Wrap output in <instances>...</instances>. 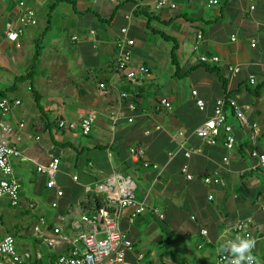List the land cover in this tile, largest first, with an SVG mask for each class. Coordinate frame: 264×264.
I'll return each mask as SVG.
<instances>
[{"label": "crops", "instance_id": "obj_1", "mask_svg": "<svg viewBox=\"0 0 264 264\" xmlns=\"http://www.w3.org/2000/svg\"><path fill=\"white\" fill-rule=\"evenodd\" d=\"M19 1L0 0V62L6 63L9 56L16 64H24L28 71L35 51L27 47L38 40L42 49L48 43L54 44L57 53L40 59L36 69L34 89L45 114L39 109L30 83L32 109L25 106L21 97L7 94L22 101L7 119L15 126L20 121L25 122L19 143L22 155L12 159L15 174L16 167L26 172L29 167L36 169L38 164L48 163L52 156L61 158L57 177L64 190L61 198L56 197L54 189L47 188L45 176L34 181L39 192L43 188L51 192L52 206L58 201L57 221L39 228L38 234L54 237L53 228L59 226L61 233L71 238L75 234L73 222L80 220L93 205V196L86 193L85 185L94 186L117 171L135 180L136 197L146 204L145 212L133 222L129 220L132 208L122 210V228L134 242V249L126 255L127 264H138L140 253L146 256L145 264L159 263L152 254L153 245L157 244L156 250L162 249L161 244L174 235L195 236L198 249L210 247L216 251L224 242L223 237L247 218L256 223L255 235L260 240L254 255L259 264H264V211L261 209L264 205V174L253 168L255 162L250 156L254 149L264 152V130L256 132L251 127L255 121L264 123V88L259 94L253 92L264 83V0H255L254 10L246 0H219L217 4H211L210 0H168L175 2L176 8H157L158 0H24L36 10L38 24L26 25L21 38L13 41L7 36L6 28L9 24H18ZM124 26L129 27V35L136 41L133 67L147 65L150 70L147 76L134 81L127 79L125 72L117 70L115 63L116 44ZM160 32L175 38L178 44L176 54L180 72L177 74L175 70V77L188 79L191 90L188 100H183L186 86L177 82L171 84L167 94L162 91L145 93L147 81L157 78L151 69L156 57L149 43L168 41ZM199 33L204 38L200 53H197L193 46ZM254 40L256 47H252ZM68 42L74 44L79 55L76 69L60 53ZM164 46L167 48V44ZM199 54L218 55L220 62L201 63ZM231 66H240L241 71L235 74L229 70ZM250 75L256 77L255 84L250 83ZM103 82L106 88L100 87ZM192 90H197L199 97L206 101L205 110L198 107ZM121 91L137 96L139 113L134 122L120 120L114 124L109 108L117 105ZM163 97L170 100L172 110L158 108L157 103ZM231 97L246 110L249 124H241L229 112L236 145L227 149L223 142L215 146L203 144L192 132L212 116L218 99ZM77 106L94 109L97 113L89 135L57 126L61 117L78 118ZM127 113L131 114L130 111ZM50 115L55 116L54 119ZM156 124L162 129L154 130ZM148 129L152 130L150 134L145 133ZM180 132L185 134L180 135ZM180 144L199 146L201 152L188 159ZM140 145L147 150L145 158L130 152L131 147ZM225 156H228V162L224 161ZM144 160L159 164V168L145 167ZM185 163L194 173V180H187L181 173ZM213 172L219 174L220 182L205 184L201 178ZM16 176L22 186L21 202L26 199L33 206L34 203L23 194L22 179ZM74 176L78 179L74 180ZM140 185L145 189L138 195ZM3 201L10 206L5 199L0 200V205ZM88 214L95 215L94 211ZM63 221L64 227L59 224ZM201 228L208 229L207 238L200 235ZM204 239L206 245L199 248ZM71 246L64 241L50 247L53 250L47 254L39 248L33 255L26 252L31 254L28 264H50ZM188 252L192 263L197 264L198 257L192 254L190 247ZM215 256L214 264H227L218 262L217 251ZM207 257L209 255L200 257L201 263L206 264Z\"/></svg>", "mask_w": 264, "mask_h": 264}, {"label": "built area", "instance_id": "obj_2", "mask_svg": "<svg viewBox=\"0 0 264 264\" xmlns=\"http://www.w3.org/2000/svg\"><path fill=\"white\" fill-rule=\"evenodd\" d=\"M246 1L249 2L251 10L256 8L255 0ZM210 3L217 4L219 0H210ZM167 6L176 8L177 4L168 0H158L156 2L157 8ZM19 8L18 24H9L6 28L7 36L13 41H18L21 38L26 25L36 26L38 24L36 10L28 6L26 1L20 0ZM77 38L74 37V39ZM203 38L202 33L197 35L193 46L194 52L200 53V44ZM233 39H235V36H233ZM135 46L136 41L130 37L129 27H122L116 44L115 63L117 70L125 72V77L131 81L145 77L150 72L147 65L133 67ZM256 46L257 43L254 40L252 47ZM199 61L201 63H219L220 57L218 55L199 54ZM229 70L236 74L241 71V67L231 66ZM249 81L251 84H255L256 77L250 75ZM106 86L104 82L100 84L101 88H106ZM192 94L196 98L198 107L201 110H205L207 103L199 97L198 91L192 90ZM21 103L20 99H14L7 95L0 98V112L2 115L0 120V200H7L10 206L14 208L21 205L22 186L15 174L12 159L22 155L19 143L22 141L21 132L25 127V122L20 121L15 126L7 119V116ZM157 104L158 108L173 109L172 103L165 97L161 98ZM228 104L230 110H228ZM109 110L110 119L114 124L120 120H126L131 123L138 116L139 101L136 95L121 91L119 92V102L117 105L110 106ZM127 111H130L131 114H128ZM75 112L78 118L66 119L61 117L57 120V126L60 129L79 131L83 135H89L93 131L97 119L96 111L84 106H77ZM229 112L236 116L241 124H249L248 114L236 98H220L216 102L212 116L196 127L192 134L198 137L203 144L215 146L223 142L227 149H232L236 145L237 140L234 126L228 120ZM251 127L254 131L260 132L264 130V123L255 121L251 124ZM160 129H162L160 124L154 126V130ZM151 132V129L145 131L146 134ZM184 134V132H180V135ZM37 138L39 139L40 136ZM180 149L188 159L192 158L194 154L201 152V147L195 145L185 147V144H180ZM130 152L138 158H145L147 155V150L142 145L131 147ZM250 156L255 162L253 168L261 170L264 174V152L254 149L250 152ZM224 161L228 162V156L224 157ZM143 165L148 168H159V164L146 160L143 161ZM36 170L39 174L46 177L47 188L54 189L56 197L58 199L61 198L64 195V190L57 182V177L61 170V158L52 156L48 163L38 164ZM181 173L187 180L195 179L188 163L182 165ZM77 179L78 176H74V180ZM201 179L207 185H214L220 182V176L217 172L206 174ZM84 189L87 194L93 196V200H98L101 207L92 210L95 214L94 217L86 213L81 216L80 220L73 222L75 234L71 238L65 237L61 233V227L55 226L53 228L54 237L46 239L49 247H55L64 241L72 246L71 249L61 252L50 264H127L126 255L128 251L134 249V242L128 232L122 228V210L127 207L132 208V213L129 217L130 222H133L146 210L145 202L138 200L136 197L135 180L121 172L114 171L103 180L96 182L94 186L86 184ZM209 198L212 199L213 196L210 195ZM53 206H58V201H54ZM91 207L94 208V204ZM261 209L264 211V205ZM160 217L163 218L164 215L160 214ZM255 231V221L247 218L239 221L223 239L225 241L226 239L234 238L236 235H241L252 237L257 243L260 237L255 235ZM103 235L105 237L101 238ZM200 235L203 238H207L209 236L208 229L201 228ZM206 243L207 240L204 239L200 243L199 248H203ZM30 256V253H26V259L22 258L17 250L14 235L9 233L0 234V264H28ZM145 259L144 253L137 255L138 264H145ZM218 262L227 263L219 255ZM151 264L161 263L152 262Z\"/></svg>", "mask_w": 264, "mask_h": 264}, {"label": "rangeland", "instance_id": "obj_3", "mask_svg": "<svg viewBox=\"0 0 264 264\" xmlns=\"http://www.w3.org/2000/svg\"><path fill=\"white\" fill-rule=\"evenodd\" d=\"M163 42V44L156 42L149 43L156 57V62L151 65V69L152 72L156 74L157 78L156 80L147 81L145 93L147 95L151 92L155 93L157 91H162V93L167 94L166 91L171 84L177 82L186 86L183 100H188L191 94L190 84L187 83L188 79L175 77L176 67L171 57L173 42ZM164 44H167V48ZM35 47L36 43H32L27 49L33 52L35 51ZM60 53L69 60L71 67L76 69V61L79 59V55L74 44L68 42L67 47L62 49ZM52 54H57L56 47L54 44L48 43L47 46L41 50V59L49 57ZM27 69L28 68L24 64L18 65L14 59L8 56L6 63L3 64L0 62V89L6 90L12 87L16 76L27 73ZM28 84V82L18 84V89L10 92V95L21 97L24 100L25 106H29V108L32 109L34 106L33 93L29 91ZM50 117L54 119L55 116L50 115ZM15 169L16 174L22 179L24 196L34 204L30 206L28 201L23 199L21 205L14 208L3 201V204L0 205V234L9 233L15 236L17 250L23 259H25L26 252H30L33 255L37 248L40 250L43 249L44 254H47L53 249L47 245L46 236L38 234L40 233L39 228L55 224L57 221L56 214L58 213V208L52 206V194L50 191L44 188L40 192L37 190L34 181H38L42 175L39 174L36 169L29 167V170L26 172L19 170L18 167ZM143 189L145 188L140 185L137 194L141 195ZM41 218H43L44 222L41 221ZM158 223L161 226L163 225L161 222ZM59 224L64 227L65 221L59 222ZM162 236L167 237L166 235ZM104 237L105 235L101 236V238ZM161 245L162 249L156 250L157 244H154L152 252L155 259L161 264H193L188 252L189 247L192 250V254L198 257L197 264H205L201 263L200 257H206V255H209L206 264H214V261H216V251L210 247L203 250L198 249L197 238L195 236L185 234L179 237L178 235H174L169 237L166 242H163ZM188 259L190 261H188Z\"/></svg>", "mask_w": 264, "mask_h": 264}, {"label": "trees", "instance_id": "obj_4", "mask_svg": "<svg viewBox=\"0 0 264 264\" xmlns=\"http://www.w3.org/2000/svg\"><path fill=\"white\" fill-rule=\"evenodd\" d=\"M48 30H49V26L46 29V31H48ZM160 35H162V37L164 39L173 42V48H172V51H171V57H172L173 64L176 67L177 74H178L180 72V64H179V60H178V58L176 56V50L178 48V44H177L175 38H173V37H171V36H169V35H167V34H165L163 32H160ZM41 50H42L41 41L38 40L37 43H36V47H35V53H34V56H33V61H32V64H31L29 70L25 74L16 76L15 81H14V84H13L12 87H10V88H8L6 90H0V98L3 97V96H6L10 92L15 91L16 88H17V85L19 83L28 82V83H30V85L32 87L34 96L36 97V102H37V104L39 106V109L41 110V113L42 114H45V112L43 111V109L40 107L39 95L37 94V92L34 89L36 69L38 68V66L40 64V59H41ZM201 65H204V64H201ZM207 68H208V66H207ZM192 69L193 68H191L189 70V72H191ZM263 88H264V83L261 84L260 86H257L256 89L253 92L259 94V92ZM89 203L91 205L93 203L94 204V208L89 207V209L87 210L88 213H90L95 208H100L101 207V204L98 202V200H92V203H91V201H89Z\"/></svg>", "mask_w": 264, "mask_h": 264}, {"label": "clouds", "instance_id": "obj_5", "mask_svg": "<svg viewBox=\"0 0 264 264\" xmlns=\"http://www.w3.org/2000/svg\"><path fill=\"white\" fill-rule=\"evenodd\" d=\"M256 240L249 236L236 235L226 239L217 248V255L221 256L227 264H259L254 255Z\"/></svg>", "mask_w": 264, "mask_h": 264}]
</instances>
